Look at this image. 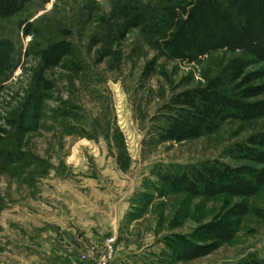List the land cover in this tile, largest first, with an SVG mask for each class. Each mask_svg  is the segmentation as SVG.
I'll return each instance as SVG.
<instances>
[{"label": "rangeland", "instance_id": "1", "mask_svg": "<svg viewBox=\"0 0 264 264\" xmlns=\"http://www.w3.org/2000/svg\"><path fill=\"white\" fill-rule=\"evenodd\" d=\"M25 1L0 16V264H61L40 228L64 191L106 228L82 262L264 263V39L156 44L209 8L264 20V0Z\"/></svg>", "mask_w": 264, "mask_h": 264}, {"label": "trees", "instance_id": "2", "mask_svg": "<svg viewBox=\"0 0 264 264\" xmlns=\"http://www.w3.org/2000/svg\"><path fill=\"white\" fill-rule=\"evenodd\" d=\"M130 3H132V0H129ZM234 0H226L225 3H227V5H229L230 8H234L233 6H235L233 4ZM26 1L25 0H0V16H3L5 18H10L12 16H14L15 14H17L18 12L22 11L23 7L25 6ZM127 4V3H126ZM206 6L208 5L205 0H197L196 1V5L199 6ZM217 4H222V3H217ZM129 5V4H128ZM258 5V4H257ZM256 5V6H257ZM249 9V6H246ZM210 11L209 14L210 15V22L209 23H200L198 26L200 27V29H197V27L193 30V28L188 29L187 24L184 22H182L179 25V29H177V31L175 33H173V35L171 36V39L168 40V42L163 41L162 44L158 43L157 40V46L166 54L170 53L173 54L177 51L182 52V49L184 48H188L191 49L193 52H197V51H201V50H207V49H212V48H216V47H221L223 46H227L229 48H232L234 46H237L238 43L236 42V39L238 37V33L236 32L237 28L241 30L242 33H247L249 30L251 32H253L254 34L259 36V39L262 41L264 39V20H259V18H253L250 19V16H242L239 18H233L232 13L227 12L228 8L226 10H223V12H219L215 9L209 8ZM213 10V11H212ZM256 10V8H255ZM173 12H171L169 14V17L172 15ZM191 18H195L196 17V11L195 9H190V11L188 12ZM252 14H254L251 11ZM227 15V16H226ZM166 19L167 15H166ZM164 18V20L162 21V25L163 27H167L170 26L172 24L171 20H166ZM252 20V21H250ZM256 24H254V23ZM189 27H192V24H190ZM198 27V28H199ZM250 28V29H248ZM197 29V30H196ZM248 29V30H247ZM196 30V31H195ZM199 30V31H198ZM247 31V32H246ZM194 32V33H193ZM214 32V33H212ZM264 44V43H263ZM261 50V49H259ZM179 129V128H178ZM189 128L187 127L184 130H180L175 131L174 133H183L184 131L188 130ZM217 172L215 173V175L213 174L210 179L208 180H204V183L206 186L208 184H212L217 186V181L216 178L218 179V177H216ZM220 175V174H219ZM224 177H226L224 175ZM227 178V177H226ZM231 178H233V180L231 182H228L231 185H236L234 186V188L238 187L237 189H239L241 186L238 184V180H235L234 177L232 176ZM180 179V178H179ZM186 179V178H185ZM183 180V182L186 184V180ZM182 180V178H181ZM182 182V185H184V183ZM229 184H224L223 186H229ZM220 184L218 186H221ZM241 185H244L243 183H241ZM254 187V186H252ZM220 188V187H217ZM255 264H264V263H255Z\"/></svg>", "mask_w": 264, "mask_h": 264}, {"label": "crops", "instance_id": "3", "mask_svg": "<svg viewBox=\"0 0 264 264\" xmlns=\"http://www.w3.org/2000/svg\"><path fill=\"white\" fill-rule=\"evenodd\" d=\"M68 190V188H65ZM65 192H62L60 196L56 197L55 204V215H57V219H51L52 225H43L40 229H43L44 232H47L49 235L50 246L54 247L52 254H49L48 258L51 262L68 264L73 262L72 260H76V262H82V260L78 259V253L82 250L81 247L86 246L87 242L97 243L98 239H102V237L98 236V234H94L96 231H105L106 228L104 225L100 223L93 224V221L90 219L82 220L77 217L80 214H84L83 212L93 213L92 208L84 207L81 205H77L78 208L75 209L74 212L70 210V217L67 216V210L61 206V202L65 203L66 200L63 198V195H66ZM79 195V194H78ZM80 198V196H78ZM67 204V203H65ZM38 216V215H37ZM65 216L66 219L63 220L62 217ZM61 218L60 219H58ZM94 219V217L92 218ZM96 219V218H95ZM79 221L80 225L76 223ZM114 224V222H112ZM42 225V223H41ZM111 228V227H109ZM51 252V251H50ZM59 252V253H58ZM88 264L85 261L82 264Z\"/></svg>", "mask_w": 264, "mask_h": 264}]
</instances>
